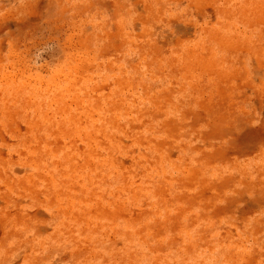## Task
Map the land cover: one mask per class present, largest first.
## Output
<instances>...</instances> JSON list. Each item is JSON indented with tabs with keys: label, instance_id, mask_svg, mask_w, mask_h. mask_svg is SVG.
<instances>
[{
	"label": "rangeland",
	"instance_id": "obj_1",
	"mask_svg": "<svg viewBox=\"0 0 264 264\" xmlns=\"http://www.w3.org/2000/svg\"><path fill=\"white\" fill-rule=\"evenodd\" d=\"M0 264H264V0H0Z\"/></svg>",
	"mask_w": 264,
	"mask_h": 264
}]
</instances>
